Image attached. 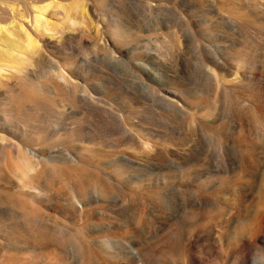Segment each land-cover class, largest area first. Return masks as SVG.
Segmentation results:
<instances>
[{
    "label": "rangeland",
    "instance_id": "rangeland-1",
    "mask_svg": "<svg viewBox=\"0 0 264 264\" xmlns=\"http://www.w3.org/2000/svg\"><path fill=\"white\" fill-rule=\"evenodd\" d=\"M0 264H264V0H0Z\"/></svg>",
    "mask_w": 264,
    "mask_h": 264
},
{
    "label": "bare ground",
    "instance_id": "bare-ground-1",
    "mask_svg": "<svg viewBox=\"0 0 264 264\" xmlns=\"http://www.w3.org/2000/svg\"><path fill=\"white\" fill-rule=\"evenodd\" d=\"M135 253H136V252H135ZM135 253H134V254H135Z\"/></svg>",
    "mask_w": 264,
    "mask_h": 264
}]
</instances>
